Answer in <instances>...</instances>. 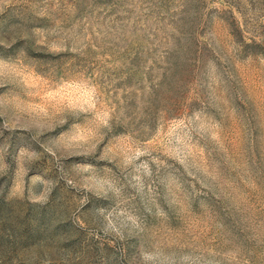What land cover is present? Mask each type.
<instances>
[{
    "label": "rangeland",
    "instance_id": "374dc122",
    "mask_svg": "<svg viewBox=\"0 0 264 264\" xmlns=\"http://www.w3.org/2000/svg\"><path fill=\"white\" fill-rule=\"evenodd\" d=\"M0 264H264V0H0Z\"/></svg>",
    "mask_w": 264,
    "mask_h": 264
}]
</instances>
